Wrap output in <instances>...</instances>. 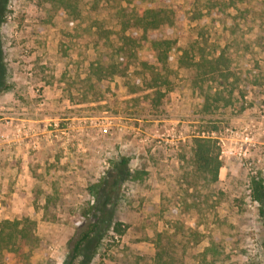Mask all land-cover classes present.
Instances as JSON below:
<instances>
[{"label": "rangeland", "instance_id": "1", "mask_svg": "<svg viewBox=\"0 0 264 264\" xmlns=\"http://www.w3.org/2000/svg\"><path fill=\"white\" fill-rule=\"evenodd\" d=\"M61 1L0 0V229L18 221L27 234L0 264H66L103 208L94 189L106 191L123 160L129 176L85 249L97 248L91 264H154L159 234L176 238L178 264H264L263 205L253 198L264 183V0L157 2L173 11L172 56L228 58L233 77L207 89L223 98L211 114L188 71L175 70L164 95L110 74L134 52L125 38L134 4L69 0V13ZM96 20L120 32L122 56L93 45ZM200 135L220 153L215 183L194 162Z\"/></svg>", "mask_w": 264, "mask_h": 264}, {"label": "trees", "instance_id": "2", "mask_svg": "<svg viewBox=\"0 0 264 264\" xmlns=\"http://www.w3.org/2000/svg\"><path fill=\"white\" fill-rule=\"evenodd\" d=\"M124 1L134 4L138 9L133 20L132 36L125 37L128 38L127 41H130L128 45L130 44L129 47L134 52L127 57L130 60H125V65L122 69L119 68V64L109 65L110 74L112 76L123 74L126 77L128 76L129 79H137L141 81L140 84L146 86L147 91H155L156 94L164 95V91H169L171 88L170 86L173 83L172 74L175 70L188 71L192 77V85L200 90L203 112L205 114L213 113L214 108L217 107V104L223 98L220 97L221 93H217V96L211 99V95L207 91L208 87L223 86V82H228L233 77L229 68L228 58L224 52H220L218 55H207L203 51L204 53L191 56L187 51L181 53V51L178 52L176 50V57L172 56V49L178 44L175 39H167L176 25L172 17L173 11L170 8H165L162 4L157 6L159 0ZM61 2L66 4L69 13L74 12L69 0H62ZM93 27L95 28L94 30L92 29L94 35L93 45L97 47H112V52L116 53L117 56H122L124 50L116 51L113 45V36L118 35L120 32L108 28L104 20H96ZM103 68L104 65H100L95 71L101 73ZM171 90L173 89L171 88ZM216 131H218L217 127L211 129V133ZM193 146L197 171L209 183L217 182L222 162L216 141L211 136L200 135L194 138ZM127 166V161L123 160L114 176L113 183L106 191H103L105 188L103 185L94 189V193L101 198L103 208L101 206L100 210L92 211L94 221L88 225L84 232L72 240V247L66 264H91L95 258L97 248L92 254L90 252L86 254L85 249L94 239V235L98 234L104 215V207L115 201L112 196L117 195L114 191L115 186L121 182L123 177L129 176ZM255 184L256 188L253 191V198L263 205L262 214H264V183L261 181ZM20 226L21 222L18 221H5L2 223L0 229V255L5 251L7 253H17L19 252V246L21 247L23 242H27V234ZM111 227L118 236H122L126 232L124 225L120 222L113 223ZM95 239L100 242L99 238ZM176 242V238L171 235H157L154 243L156 250L153 260L154 264H178ZM20 250L22 251V248ZM82 259L85 260L82 262Z\"/></svg>", "mask_w": 264, "mask_h": 264}, {"label": "built area", "instance_id": "3", "mask_svg": "<svg viewBox=\"0 0 264 264\" xmlns=\"http://www.w3.org/2000/svg\"><path fill=\"white\" fill-rule=\"evenodd\" d=\"M19 131H20V129H19Z\"/></svg>", "mask_w": 264, "mask_h": 264}]
</instances>
